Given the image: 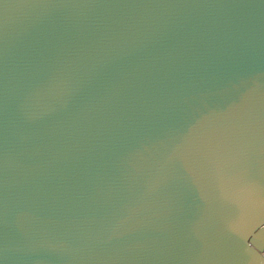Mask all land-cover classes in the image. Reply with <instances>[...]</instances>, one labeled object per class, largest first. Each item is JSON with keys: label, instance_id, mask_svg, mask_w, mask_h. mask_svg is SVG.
<instances>
[{"label": "water", "instance_id": "95a60500", "mask_svg": "<svg viewBox=\"0 0 264 264\" xmlns=\"http://www.w3.org/2000/svg\"><path fill=\"white\" fill-rule=\"evenodd\" d=\"M0 264H264V0H0Z\"/></svg>", "mask_w": 264, "mask_h": 264}]
</instances>
